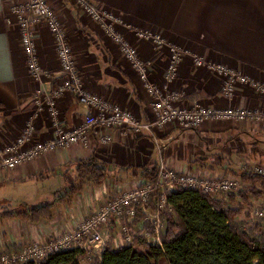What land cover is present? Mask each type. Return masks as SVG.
Returning <instances> with one entry per match:
<instances>
[{
    "label": "crops",
    "instance_id": "0c3cea01",
    "mask_svg": "<svg viewBox=\"0 0 264 264\" xmlns=\"http://www.w3.org/2000/svg\"><path fill=\"white\" fill-rule=\"evenodd\" d=\"M20 1L0 0V148L13 142L30 119L36 132L27 147L51 140L55 131L48 110L39 111L35 105L40 84L29 73L17 18L10 8ZM49 1L66 27L85 88L130 110L139 122L151 121L154 99L118 46L76 0ZM91 1L119 18L117 30L151 63L153 82L164 83L168 52L137 39L135 29L159 32L188 50L170 85L181 93L177 106L224 108L232 104L253 109L261 105L264 95L245 84H238L234 100L228 101L221 92L222 79L204 65H194L193 57L225 64L264 83V0ZM49 31L45 24L40 25L35 39L44 70L42 84L51 90L62 82L63 74L55 38ZM56 103L61 125L67 128L80 125L88 112L70 92L56 98ZM91 133L88 145L60 148L15 169L0 171V208L10 203L17 211L19 205L53 201L57 191L74 182L70 165L79 160L95 157L113 167L100 185L85 184L70 200L58 202L51 219L34 223L21 217H1L0 254L19 251L31 243H47L75 228L119 190L140 182L142 168H157L164 163L177 171L221 177L235 175L246 163L264 161V122L218 120L194 128L172 123L140 134L114 131L112 141L104 145L96 131ZM131 176L138 181L126 183ZM17 187L19 194L15 193ZM6 211L0 209V214Z\"/></svg>",
    "mask_w": 264,
    "mask_h": 264
},
{
    "label": "built area",
    "instance_id": "2783aa9c",
    "mask_svg": "<svg viewBox=\"0 0 264 264\" xmlns=\"http://www.w3.org/2000/svg\"><path fill=\"white\" fill-rule=\"evenodd\" d=\"M76 2L90 18L98 23L106 36L118 46L139 75L145 90L154 99L153 119L141 123L130 110L85 88L66 27L48 0L17 2L10 7L11 14L17 18L16 24L20 30V41L26 55L29 73L40 84L35 105L39 111L45 108L48 110L54 120L52 122L55 131L51 140L37 142L27 147L36 132L35 122L30 119L23 132L13 142L0 148V171L15 169L19 165L31 162L60 148H69L75 144L88 145L92 137L91 132L94 131L98 134L99 142L104 145L112 141L114 131L123 134L129 132L140 134L143 131L151 132L155 128H163L172 123H178L185 128H194L204 122L218 120L221 122H264V96L261 105L253 109L232 104L224 108L207 107L200 104L193 108L177 106L181 99V93L172 90L170 85L177 76L180 63L189 54L188 50L169 42L159 32L135 29L134 35L137 39L152 43V46L158 51L166 49L168 52L165 81L161 85L153 82L150 79L151 63L144 60L140 56L138 48L128 42L127 38L117 30L116 26L120 23L119 18L107 10H102L91 0H77ZM42 24L47 26L55 38L63 74L62 82L51 90L45 89L42 84L44 70L38 57L35 39L39 26ZM193 60L194 65L198 67L204 65L222 79V95L230 102L236 96L235 88L238 84L251 85L258 93L264 95V83L255 81L236 69L225 64L208 62L198 56H194ZM65 92L77 96L78 102L88 109L83 122L73 128L62 126L60 122L56 98ZM247 166V170L243 172L264 174V167L261 165L246 164ZM157 169L158 180L156 183L140 181L130 188L119 190V194L75 228L65 230L47 243H31L24 245L19 251L2 253L0 254V264H38L52 254L72 249L83 250L85 254L97 253L101 258L108 242L112 241L114 248L117 249L130 244L136 234L143 236L150 244L162 247L161 233L165 230V222L161 214L166 211L173 212L172 204L168 200L169 193L176 191L177 188L195 189V191L198 190L213 199L229 202L230 193L247 191L252 187L237 175L220 177L190 171L182 172L168 167L164 163H161ZM155 189H159L160 193L156 208L151 211L148 204L151 193ZM137 207L142 209L145 214L144 221L151 224L153 231H136L129 226L128 223L133 222L135 218ZM252 215L264 217V212L253 210ZM124 218L127 219V224L122 222ZM240 221H246L245 215L240 217ZM114 225L118 226L115 233L112 230Z\"/></svg>",
    "mask_w": 264,
    "mask_h": 264
},
{
    "label": "trees",
    "instance_id": "16d2710c",
    "mask_svg": "<svg viewBox=\"0 0 264 264\" xmlns=\"http://www.w3.org/2000/svg\"><path fill=\"white\" fill-rule=\"evenodd\" d=\"M70 167L75 173L74 182L57 191L53 201L35 206L23 204L22 209L8 210L0 214V218L21 217L34 223L51 219L58 202L70 200L85 184L100 185L113 170V167L95 157L79 160ZM157 168L140 169V180L156 183ZM235 175L252 187L247 191L230 193L229 202L213 199L195 189L177 188L169 193L168 200L173 212L162 215L166 224L161 233L162 247L150 244L143 236L136 234L130 244L117 249L112 241L108 242L102 257L92 264H264V225L256 224L245 229L244 222L240 221V217L244 216V207L228 205L235 204L239 199L241 205L248 204L250 208L245 217H254L250 201L264 198V174L242 172ZM159 193V189L151 193L148 208H156ZM144 219V212L137 207L133 222L128 223L126 218L122 222L128 223L134 230L139 225V230L153 231L151 224ZM117 228L114 225L113 232ZM84 255L83 250L72 249L52 254L38 264H80Z\"/></svg>",
    "mask_w": 264,
    "mask_h": 264
},
{
    "label": "rangeland",
    "instance_id": "374dc122",
    "mask_svg": "<svg viewBox=\"0 0 264 264\" xmlns=\"http://www.w3.org/2000/svg\"><path fill=\"white\" fill-rule=\"evenodd\" d=\"M49 1V0H48ZM77 1V0H76ZM49 3H51L50 1H49ZM52 5V4H51ZM53 6V5H52ZM80 8V7H79ZM81 9V8H80ZM56 10V9H55ZM82 10V9H81ZM57 12V11H56ZM58 14V13H57ZM59 15V14H58ZM60 17V16H59ZM62 20V19H61ZM261 157V156H260ZM261 160V158H259V161ZM253 162H255V161H253ZM246 164H250V163H246ZM252 164H254V165H261V166H263L264 167V161H260L259 162V164L258 163H252ZM247 168H248V166L246 167V165H244V166H242L239 170H238V173H242L243 171H245V170H247ZM134 179H136V180H134ZM139 179V178H138ZM138 181L137 180V178H132V176L131 177H128V180H126L127 182L126 183H128V182H132V181ZM127 188H130V187H128V186H126ZM5 190L6 191H11L12 190V188H8V189H6L5 188ZM15 193H18L19 194V190H18V187L16 188V190H15ZM117 194H119L118 192H117ZM117 194H115L114 196H116ZM240 203V201H239V199H238V202H236L235 204L234 203H231V206L232 207H236V208H240V206L242 207H244V215H246V214H248L249 212V209L250 208H248V204L247 205H241V203ZM250 204H251V211H253V210H260V212L261 211H263L264 212V198L262 199V200H260V201H254L253 199H251V201H250ZM3 205V208H0L2 211H5V210H11V209H14V210H16L17 208L15 207V204H10V203H3L2 204ZM18 207V209H22V206H17ZM151 211H154L153 209H151ZM166 212H168V211H166ZM163 213H165V212H163ZM163 213L161 214V217H162V215H163ZM165 216V215H164ZM166 217H167V215H166ZM244 218V217H243ZM245 219V218H244ZM175 220H176V218H175ZM165 224V223H164ZM256 224H260V225H264V217H261V218H256V217H252V218H248V217H246V221L244 222V228L245 229H248V228H251L252 226H255ZM166 225V224H165ZM139 225H137V227H135V230L137 231V230H139V227H138ZM138 232H140V231H138ZM113 233H115V232H113ZM3 253H6V252H3ZM94 256V257H93ZM89 257V258H88ZM99 259V255H97V253H88V254H85L81 259H80V264H92V262L94 261V260H96V259Z\"/></svg>",
    "mask_w": 264,
    "mask_h": 264
}]
</instances>
